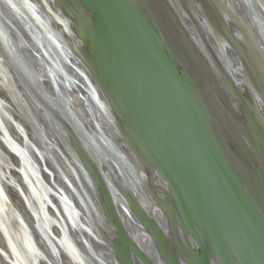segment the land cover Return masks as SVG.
I'll return each mask as SVG.
<instances>
[{"label": "water", "instance_id": "1", "mask_svg": "<svg viewBox=\"0 0 264 264\" xmlns=\"http://www.w3.org/2000/svg\"><path fill=\"white\" fill-rule=\"evenodd\" d=\"M17 1L0 0V256L127 264L124 239L129 264H172L161 235L176 264H264V226L238 203L241 182L258 201L264 172V125L250 124L264 93L244 52L264 62V0H210L218 19L205 0Z\"/></svg>", "mask_w": 264, "mask_h": 264}, {"label": "rangeland", "instance_id": "2", "mask_svg": "<svg viewBox=\"0 0 264 264\" xmlns=\"http://www.w3.org/2000/svg\"><path fill=\"white\" fill-rule=\"evenodd\" d=\"M205 1L207 2L208 6L211 8V12L215 16V19H218L219 16L217 15V11L212 5V3L210 2V0H205ZM240 48L242 49V51L245 50L244 47H240ZM244 52L246 54L247 62L250 66L251 74L254 78V82L257 88L260 89L264 93V62L260 59V55L254 49H253V53H250L247 51H244ZM258 61L262 64V70L260 69V65L258 64ZM251 121L252 122H250V124L253 127H255L254 125H257V123L260 124V126L264 125L263 119H258L257 122H255V120H251ZM68 131L69 133H71L70 129ZM261 138L262 139H260V141L264 149V137H261ZM72 142L78 149L80 156L83 159L84 163L89 168L90 170L89 173L94 183L96 184V187L100 191L104 204L109 208L112 202V198H111L110 191H109V183L105 181L104 177L102 176V173L99 172L98 165H96L94 161L89 158L86 152H84L81 149L82 141L79 139L77 135L75 136L74 132L72 133ZM254 174L257 177L255 191L258 195V201L255 200L254 196L251 194L248 187H246L245 184L241 182L238 187V198H239L238 203L241 207L245 209V211L249 215L256 218L264 226V172L262 171L254 172ZM257 203H260V204H257ZM187 223L190 225L192 231H194L195 234L197 233L198 236L200 237L208 238V231L204 227L203 224H201V226L197 230L193 228V225L190 220H188ZM8 228L11 231V235L14 238H16V235L12 227L10 226ZM160 239L163 244L164 253L170 258L172 264H176L174 262V253L172 252L173 251L172 247H170V244L163 236L160 235ZM176 239H177V246L179 250L181 252H184V247L180 244V242L178 241V238ZM129 247H130L129 243L123 239L120 245L121 259H123L127 264H129V255H128ZM190 252H191V255L195 254V251H190Z\"/></svg>", "mask_w": 264, "mask_h": 264}, {"label": "bare ground", "instance_id": "3", "mask_svg": "<svg viewBox=\"0 0 264 264\" xmlns=\"http://www.w3.org/2000/svg\"><path fill=\"white\" fill-rule=\"evenodd\" d=\"M6 1H8V0H6ZM11 1H12L13 4L18 2L17 0H11ZM7 4H8V6H11V5H10L11 2H10V3H7ZM11 7H12V6H11ZM40 71H41V73H42L43 75H45V74H44V71H43L42 69H40ZM1 94H2V92H1ZM49 132H50V131H48V133H49ZM13 133H15V135H17V131H13ZM48 135H50V134H48ZM14 159L17 160L18 157L15 156ZM69 175H70V174H69ZM43 176H44V178H45L46 180L49 179V178H48V175H47L46 173H43ZM142 176L145 178L144 174H142ZM9 197H10V201H11V202H12L17 208H19L20 210H22V212H24V208H25V207H24L23 204L21 203V201H22V197H21L20 193H18V192L16 191L15 188H12V189H11V192H9ZM50 199H52L54 202L58 203V201L56 200V198H54L53 196H52ZM141 203H142V205H143L144 208H146L147 210H149V207H150V206H149V204H148L145 200L141 199ZM49 212H51L52 214H54L52 208H50ZM154 213H155V215L157 214L155 210H154ZM124 218H125V220H127V215H126V213H124ZM30 219H33V218L30 217ZM139 237H140L139 240H140L141 245H143V246L146 248V250H147L148 252L151 253V249H150L151 245H150V243L147 242V237H146L145 235H142V236H139ZM75 240H76L77 243H80V242H79L80 239L76 238ZM34 241H35V242H34L35 245H36L39 249H42V250H44V251H48V252H49V250L47 249V245H46L45 241L42 239V237H40V236L38 235V236H36V238H35ZM80 245H81V244H80ZM94 245H95V248L97 249L96 251L99 253L100 256H102V257H106V255L108 256V253L106 252V248H105V247H103V246H101V245H98V244H94ZM5 248H6L7 251L9 250V247H5ZM62 259H63V264H71V262H70L71 259H70V257H68L66 254L62 256ZM0 260H1V262H3V264H8V263L6 262V260H5V258H4L2 255L0 256ZM41 264H47V263L42 262Z\"/></svg>", "mask_w": 264, "mask_h": 264}]
</instances>
